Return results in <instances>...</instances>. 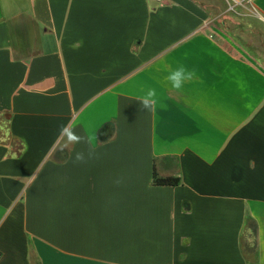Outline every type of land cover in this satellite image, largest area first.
<instances>
[{
	"label": "crops",
	"instance_id": "0c3cea01",
	"mask_svg": "<svg viewBox=\"0 0 264 264\" xmlns=\"http://www.w3.org/2000/svg\"><path fill=\"white\" fill-rule=\"evenodd\" d=\"M230 4L264 26V0ZM215 18L201 0H0V264H264V62ZM180 65L196 75L176 90Z\"/></svg>",
	"mask_w": 264,
	"mask_h": 264
},
{
	"label": "rangeland",
	"instance_id": "374dc122",
	"mask_svg": "<svg viewBox=\"0 0 264 264\" xmlns=\"http://www.w3.org/2000/svg\"><path fill=\"white\" fill-rule=\"evenodd\" d=\"M208 6L213 15L216 16L214 20L215 28L225 31L226 29L232 32L245 34V43L256 50V55L262 62H264V26L258 21L254 20L252 16H243L235 11L230 1L233 0H201ZM4 121L0 117V125L3 126ZM1 136V132H0Z\"/></svg>",
	"mask_w": 264,
	"mask_h": 264
},
{
	"label": "clouds",
	"instance_id": "9594fccd",
	"mask_svg": "<svg viewBox=\"0 0 264 264\" xmlns=\"http://www.w3.org/2000/svg\"><path fill=\"white\" fill-rule=\"evenodd\" d=\"M195 75V70H188L183 65H180L175 69L170 68L168 70L166 81L171 84L173 89L180 90L186 82L193 80ZM157 95V90L155 88H148L143 97L139 99L141 107L146 110V112H150L155 109L157 105ZM59 135L64 138V147L85 142V138L78 134L74 127L70 125H61L59 128ZM88 142L91 143V141ZM94 156V148L90 149L87 155L83 151L76 152L74 156V163H85ZM116 183L119 184L120 180L118 179Z\"/></svg>",
	"mask_w": 264,
	"mask_h": 264
},
{
	"label": "trees",
	"instance_id": "16d2710c",
	"mask_svg": "<svg viewBox=\"0 0 264 264\" xmlns=\"http://www.w3.org/2000/svg\"><path fill=\"white\" fill-rule=\"evenodd\" d=\"M19 153V152H18ZM179 177H162L158 174L155 166L153 168V184L157 186H178L180 184Z\"/></svg>",
	"mask_w": 264,
	"mask_h": 264
},
{
	"label": "built area",
	"instance_id": "2783aa9c",
	"mask_svg": "<svg viewBox=\"0 0 264 264\" xmlns=\"http://www.w3.org/2000/svg\"><path fill=\"white\" fill-rule=\"evenodd\" d=\"M0 258H1V253H0Z\"/></svg>",
	"mask_w": 264,
	"mask_h": 264
}]
</instances>
